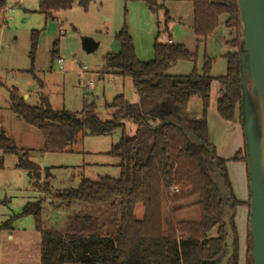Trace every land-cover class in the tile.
I'll return each instance as SVG.
<instances>
[{"label": "trees", "instance_id": "obj_1", "mask_svg": "<svg viewBox=\"0 0 264 264\" xmlns=\"http://www.w3.org/2000/svg\"><path fill=\"white\" fill-rule=\"evenodd\" d=\"M95 0H39V10L47 17L55 11H67L77 3L84 11ZM141 1L155 15L163 9L164 0ZM191 5L192 31L199 46L222 25L236 38L226 42L232 49L225 56L226 73L214 79L212 58L203 56L200 71L194 67L186 76H171L167 72L178 62H190L194 66L197 52H189L182 45L158 41L167 32L170 18L164 14V30L158 32L153 44V59L142 62L135 55L134 46L126 28L116 34L119 52L104 57V73L129 78L138 97L136 104H129L122 96L112 99L108 108L112 117L101 121L94 114V106L83 118L69 112L52 110L42 98L38 107H30L9 91V111L26 125L35 129L43 138V152L64 153L76 144L79 134L99 137L114 130L122 131V138L107 155L119 161V178L103 177L94 183L82 180L75 189L58 193L55 197L61 205L70 206L76 201L88 205H104L118 202L119 223L112 233L101 226L97 218L76 216L68 220L62 232L46 231L41 222L43 199L27 202L21 215L32 216L35 231L39 235V264H217L225 255V226L223 225L225 197L216 188L215 167L224 186L231 192L232 210L241 203L233 196L226 165L229 161H242L246 165L245 145L229 161L219 159L208 143L205 120L209 104L210 86L216 80L219 96L216 110L224 122H233L238 114L241 120L239 45L240 21L236 0H182ZM5 0H0V10ZM225 18L224 21L221 19ZM36 39L32 38V51ZM234 49V50H233ZM52 59H57L55 51ZM197 97L202 102L201 120L186 117L187 103ZM124 122L135 127V134L128 138ZM169 122H177L191 136L213 149V159L201 146L193 143L181 130ZM30 150L18 149L14 141L0 132V169L6 156H15V168L25 171L34 187L47 191V183L41 186V171L30 158ZM213 161V162H212ZM247 170V169H246ZM248 179V174H247ZM176 188V192L171 190ZM196 199L192 204L188 201ZM164 204L173 207V213L194 205L199 210L198 222H169L164 228ZM142 205L141 220L134 217V209ZM248 208V202L245 203ZM8 219L0 229L10 230ZM234 235L233 255L228 264H237L236 232L233 218L230 220ZM216 229V236L208 233ZM245 264L250 263L249 235L246 232Z\"/></svg>", "mask_w": 264, "mask_h": 264}, {"label": "rangeland", "instance_id": "obj_2", "mask_svg": "<svg viewBox=\"0 0 264 264\" xmlns=\"http://www.w3.org/2000/svg\"><path fill=\"white\" fill-rule=\"evenodd\" d=\"M162 4L163 9L153 15L141 1L95 0L86 11L75 3L69 10L55 11L51 17H47L39 10V0H5L0 10V131H4L18 149L30 150L31 161L42 172L48 170L50 177L45 179L42 176L40 184L47 183V191H39L33 186V181L27 180L25 171L15 168V156L4 158L0 169V227L8 219L16 218L10 222V230L0 229V264H33L35 259L38 260L35 248H39V235L35 231L33 218L21 215L22 208L29 201L43 199L41 222L46 231L62 232L68 220L76 216L97 218L110 233L119 223L118 202L88 205L74 201L66 206L61 205L55 196L64 190L77 188L82 180L96 183L103 177L118 179L119 161L107 154L122 138V131L114 130L99 137L79 134L76 144L68 152H43L42 136L9 111L10 90H16L17 95L30 107H38L44 98L52 110L83 118L93 105L94 114L99 120H110L112 110L108 105L113 98L122 96L129 104H136L138 97L129 78L104 73V57L119 52L115 36L125 27L137 59L151 61L158 32L157 23H160V31L164 30L165 12L170 20L166 24L167 32L158 41L165 43L170 36L187 51L197 52L195 66L190 62H178L172 71H187V75L194 67L200 71L203 56L206 55L214 60L212 74H223L225 62L220 56L223 52H231L229 48H224V43L236 38L234 32L230 34L219 25L207 38V45L204 42L197 46L192 31L191 5L182 0H164ZM33 36L36 46L32 51ZM88 42L97 45L92 53L85 50ZM53 51L57 59H52ZM58 59L62 62V69L57 65ZM24 96L27 98L23 99ZM247 98L250 102L248 95ZM252 123L257 140L260 133L258 110L252 112ZM124 125V135L133 137L135 127L130 122H124ZM232 171L233 179H236V170ZM234 181L232 193L239 202L237 198L241 191ZM195 201L193 199L187 204ZM173 209L164 204L165 230L169 222L199 220V210L194 205L174 213ZM143 212L142 205L135 207L136 220L142 219ZM233 213L237 263L245 264L244 237L248 208L241 203ZM215 236L216 229L208 233L209 238Z\"/></svg>", "mask_w": 264, "mask_h": 264}, {"label": "water", "instance_id": "obj_3", "mask_svg": "<svg viewBox=\"0 0 264 264\" xmlns=\"http://www.w3.org/2000/svg\"><path fill=\"white\" fill-rule=\"evenodd\" d=\"M240 21L239 66L242 98L240 103L241 127L244 137L246 169L248 174V220L249 250L251 264H264V0H236ZM97 45L85 44L87 53ZM248 97L251 99L248 101ZM258 110L260 133L255 139L252 112ZM183 131L193 143L201 145L213 159V149L200 143L177 122H169ZM213 162V161H212ZM215 167L218 192L225 197L223 225L225 226L224 256L217 264H228L233 255L234 235L230 220L234 213L231 192L227 190Z\"/></svg>", "mask_w": 264, "mask_h": 264}, {"label": "crops", "instance_id": "obj_4", "mask_svg": "<svg viewBox=\"0 0 264 264\" xmlns=\"http://www.w3.org/2000/svg\"><path fill=\"white\" fill-rule=\"evenodd\" d=\"M208 39L205 41L204 45H207ZM168 40H170L172 44L174 45H182L179 43L178 44L175 43L173 39H171L170 36L168 37ZM226 42H229V41H226ZM195 43H196V40H195ZM225 43H224V48H229L225 45ZM230 50L232 52V49ZM227 53L223 52L220 56L223 62H225L224 56ZM172 67H175V65ZM172 67L169 69V75L171 76H186L187 75L186 73L187 71H185V73L174 72L172 71ZM222 68H223L222 69L223 74L220 73V75L212 74V69H211V76L214 79L223 77L226 73V62L223 64ZM218 96H219V84L216 80H214L210 86L209 104H208V108L205 114L208 143L214 148L215 154L219 159L229 161L233 158L236 152L242 150L244 147L243 131L241 127V122L238 118V114H236L235 120L231 123L224 122L219 118L217 114V110H216ZM26 98L27 96L23 97V99H26ZM186 117L187 119L194 120V121H197V120L199 121L202 119L203 107H202V102L199 98L192 97L189 99L187 103ZM0 132H3L5 134L4 131H0ZM3 163H4V159H3ZM226 168H227V177H228L231 190H233V186H234L233 181L236 180L234 182L237 183V186L240 188V191H241V194L238 195L237 199L242 204L247 203L248 202V179H247L246 165L242 161H239V162L229 161L226 165ZM232 169L236 170V179H233L235 176H233L234 173ZM27 180L29 181L28 175H27ZM245 243H246V238L244 237V262H245ZM39 251H40V240H39V248L37 250L35 248V255L37 254L38 260L35 259L33 264H39Z\"/></svg>", "mask_w": 264, "mask_h": 264}, {"label": "built area", "instance_id": "obj_5", "mask_svg": "<svg viewBox=\"0 0 264 264\" xmlns=\"http://www.w3.org/2000/svg\"><path fill=\"white\" fill-rule=\"evenodd\" d=\"M165 44H172V42L170 41V40H166V42H165ZM57 65L59 66V69H62V67H61V65H62V62H61V60H57ZM172 192H176L177 191V189L176 188H173L172 190H171Z\"/></svg>", "mask_w": 264, "mask_h": 264}]
</instances>
